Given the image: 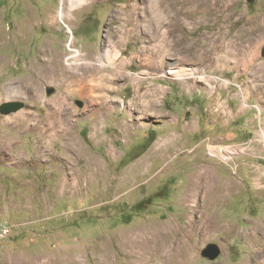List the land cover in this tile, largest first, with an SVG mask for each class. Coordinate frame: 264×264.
<instances>
[{
  "label": "rangeland",
  "instance_id": "374dc122",
  "mask_svg": "<svg viewBox=\"0 0 264 264\" xmlns=\"http://www.w3.org/2000/svg\"><path fill=\"white\" fill-rule=\"evenodd\" d=\"M186 1L0 0V264H264V0Z\"/></svg>",
  "mask_w": 264,
  "mask_h": 264
},
{
  "label": "bare ground",
  "instance_id": "6f19581e",
  "mask_svg": "<svg viewBox=\"0 0 264 264\" xmlns=\"http://www.w3.org/2000/svg\"><path fill=\"white\" fill-rule=\"evenodd\" d=\"M74 2H80L79 4H82L84 2V0H73ZM191 3H192V7H196L198 9H202L203 10V13H205L206 15H209V14H212L214 10L218 9V8H222L221 6H223V4H225L224 0H189ZM194 1V2H193ZM152 2V5H153V8L154 10L162 13V19H165L167 20L169 17L171 18L172 17V21L171 23L173 22L175 24V22H177L178 20H180V17L182 15H187L186 13H189L190 11L193 12V8L191 10V7L190 8H186L187 6H185L186 4V0H151ZM224 7V6H223ZM228 7V6H227ZM184 8H186V10H184ZM229 9V8H228ZM219 10V9H218ZM62 11V10H61ZM155 12V11H154ZM190 12V13H191ZM164 15V16H163ZM172 15V16H171ZM216 15V14H215ZM60 17V16H59ZM214 17V16H213ZM63 18V12H62V16L60 17V20H62ZM187 18V16H186ZM171 20V19H170ZM70 33H72L73 35V32L70 30ZM72 46V45H71ZM77 51V50H76ZM75 51V52H76ZM73 55V54H72ZM76 56H78V53L76 52L75 55L71 56V57H67L66 59V64L65 66L67 67L66 71L67 73H70L72 75H75V73L73 72V69L72 66L73 65H80V64H84V65H91L93 63H90V62H83V63H79L77 61H74L72 59H74ZM81 56V55H80ZM107 55H105L106 57ZM82 57V56H81ZM119 54H116V56L111 60L110 59V62H108V64H105L103 62H100L99 63V66L103 67V68H106V67H109V66H114V63L116 62V60L119 58ZM87 59V58H86ZM88 60V59H87ZM91 61V60H90ZM58 62H60V60L58 59ZM118 62V61H117ZM59 65V64H58ZM51 66V65H50ZM77 67V66H76ZM92 67V66H91ZM176 70H172L170 71V73L173 74V72L177 75H182L184 76L183 74H181L182 72H180V69H178L177 67H175ZM77 69V68H76ZM40 72L38 73H43L44 75H47L48 78H50L52 81L56 82L57 80H61L60 79V72H57L55 71L53 68H42V69H39ZM60 71V69H59ZM63 73V72H62ZM84 75V74H83ZM77 76V75H75ZM79 78V77H78ZM84 82V80H83ZM102 82V81H101ZM104 82V81H103ZM80 85V84H79ZM90 86V85H89ZM88 86V87H89ZM21 87V86H20ZM102 88V87H101ZM23 89V88H22ZM27 89V88H25ZM38 89V88H37ZM93 89V88H92ZM34 90V89H33ZM19 91V90H18ZM20 92V91H19ZM99 107V105H98ZM60 124V123H59ZM218 151H216V154L218 155H221V156H224L223 154V151H226V152H229V149L227 148H222V149H217ZM230 153V152H229ZM227 155V153H226ZM132 232V231H131ZM126 239V238H125ZM135 239V238H133ZM134 242V241H133ZM128 244V243H127ZM134 246V245H133Z\"/></svg>",
  "mask_w": 264,
  "mask_h": 264
},
{
  "label": "water",
  "instance_id": "95a60500",
  "mask_svg": "<svg viewBox=\"0 0 264 264\" xmlns=\"http://www.w3.org/2000/svg\"><path fill=\"white\" fill-rule=\"evenodd\" d=\"M51 94V93H50ZM24 108V103L22 102H11L1 105L0 112L3 115H8L15 113ZM220 255V248L217 245H209L203 252L202 256L209 260H216Z\"/></svg>",
  "mask_w": 264,
  "mask_h": 264
}]
</instances>
